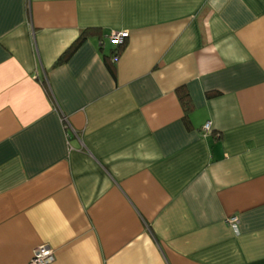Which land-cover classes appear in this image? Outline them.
<instances>
[{
  "label": "crops",
  "instance_id": "0c3cea01",
  "mask_svg": "<svg viewBox=\"0 0 264 264\" xmlns=\"http://www.w3.org/2000/svg\"><path fill=\"white\" fill-rule=\"evenodd\" d=\"M41 244L264 264V0H0V264Z\"/></svg>",
  "mask_w": 264,
  "mask_h": 264
},
{
  "label": "built area",
  "instance_id": "2783aa9c",
  "mask_svg": "<svg viewBox=\"0 0 264 264\" xmlns=\"http://www.w3.org/2000/svg\"><path fill=\"white\" fill-rule=\"evenodd\" d=\"M127 36H128L127 31H120V32L113 31L109 34V39L115 45H119L124 41V39ZM117 57H118L117 53H114L111 56L112 61H115ZM210 125L211 124L209 121L206 122L202 127L203 132L205 133L208 132L210 130ZM237 221L238 219L235 215L229 216L226 219L228 225L232 227L236 226ZM53 260H54V254L51 247H49L47 244H41L33 250L32 257L28 264H50L53 262Z\"/></svg>",
  "mask_w": 264,
  "mask_h": 264
},
{
  "label": "trees",
  "instance_id": "16d2710c",
  "mask_svg": "<svg viewBox=\"0 0 264 264\" xmlns=\"http://www.w3.org/2000/svg\"><path fill=\"white\" fill-rule=\"evenodd\" d=\"M93 30H94L93 28H85L81 30L77 38L57 57V59L53 63V67L61 65L64 62H66L69 59V57L72 55V53L78 48V46L88 36V34H90L91 31ZM123 43L124 41L119 45H122ZM109 68L111 69V73L114 74V70L111 65H109ZM177 92H178L182 107L184 109V116L186 117L187 113L191 110V107H192L191 100L189 98L188 93L185 91L184 88L182 87L177 88ZM214 94H216L215 91H207L205 95L206 97H210V96H213Z\"/></svg>",
  "mask_w": 264,
  "mask_h": 264
}]
</instances>
